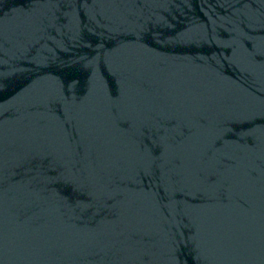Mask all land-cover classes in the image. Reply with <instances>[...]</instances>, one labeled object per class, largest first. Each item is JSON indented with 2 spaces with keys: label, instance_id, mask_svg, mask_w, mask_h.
Listing matches in <instances>:
<instances>
[{
  "label": "water",
  "instance_id": "1",
  "mask_svg": "<svg viewBox=\"0 0 264 264\" xmlns=\"http://www.w3.org/2000/svg\"><path fill=\"white\" fill-rule=\"evenodd\" d=\"M0 264H264V0H0Z\"/></svg>",
  "mask_w": 264,
  "mask_h": 264
}]
</instances>
